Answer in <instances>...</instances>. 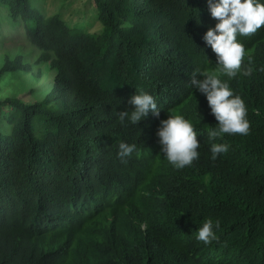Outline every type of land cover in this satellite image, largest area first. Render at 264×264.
I'll list each match as a JSON object with an SVG mask.
<instances>
[{
  "label": "clouds",
  "instance_id": "clouds-1",
  "mask_svg": "<svg viewBox=\"0 0 264 264\" xmlns=\"http://www.w3.org/2000/svg\"><path fill=\"white\" fill-rule=\"evenodd\" d=\"M203 9L206 33L174 28L178 37L141 46L150 61L138 64L147 88L125 93L132 110L118 113L121 125H133L129 143L119 145L117 157L92 147L81 171L66 176L76 186L41 198L27 248L13 257L19 264H264L258 250L248 259L238 255L235 242L200 260L181 249L182 234L148 217L173 208L198 221V244H213L216 230L233 222L193 216L194 167L233 149L264 156V0H205ZM203 147L211 150L208 160L197 151ZM132 154L137 162L117 165ZM101 171L128 174L129 181H102L94 175ZM247 193L233 196L242 221Z\"/></svg>",
  "mask_w": 264,
  "mask_h": 264
},
{
  "label": "trees",
  "instance_id": "trees-1",
  "mask_svg": "<svg viewBox=\"0 0 264 264\" xmlns=\"http://www.w3.org/2000/svg\"><path fill=\"white\" fill-rule=\"evenodd\" d=\"M204 1L89 0L82 11L71 14V6H64L48 18L31 0H0L6 10L0 16V34L4 23L22 25L39 53L36 65L28 63L26 56L7 57L0 76L19 73L40 80L42 67L48 65L56 73L41 101L29 105L10 98L0 102V264H19L21 260L13 257L27 248L26 231L35 226L41 198L58 197L59 188L73 189L76 184L66 176L81 171L85 157L94 154L92 147L117 157L119 145L129 143L133 125H121L118 113L132 110L125 93L147 88L138 64L142 67L150 61L141 46L165 36L178 37L174 28L206 33ZM74 17L76 21H71ZM94 27L100 29L98 34L92 32ZM207 148L197 149L204 160L210 159L206 154L212 156ZM137 161L132 154L117 165L128 167ZM194 171L198 196L193 216L227 218L226 223L231 221L233 226L224 232L216 230L217 240L201 246L194 229L198 221L164 207L148 217L166 232L182 234L181 249L200 260L233 242L235 252L245 259L256 250L264 255V156L249 158L233 149L213 164L198 162ZM94 175L106 182L129 181L128 174L112 171ZM241 189L248 191L243 203L245 221L235 216L233 196ZM220 240L222 245H216Z\"/></svg>",
  "mask_w": 264,
  "mask_h": 264
},
{
  "label": "rangeland",
  "instance_id": "rangeland-1",
  "mask_svg": "<svg viewBox=\"0 0 264 264\" xmlns=\"http://www.w3.org/2000/svg\"><path fill=\"white\" fill-rule=\"evenodd\" d=\"M31 2L46 17L50 18L59 14L64 6H71V14L82 11L86 8L85 5L89 0H31ZM4 13L6 10L0 5V16ZM71 21H76L75 17L71 18ZM75 25L77 24L75 23ZM81 27L87 28L85 25ZM99 31L98 27H94L92 32L98 34ZM18 56H26L28 63L36 65L39 53L29 43L22 25L10 27L4 23L3 33L0 34V71L5 66L7 57L14 59ZM41 70L43 77L40 80L31 75L19 73L0 76V102L10 98H18L29 105L41 101L49 92L56 76V73L50 70L49 65L42 67ZM34 92L36 93L34 94Z\"/></svg>",
  "mask_w": 264,
  "mask_h": 264
}]
</instances>
